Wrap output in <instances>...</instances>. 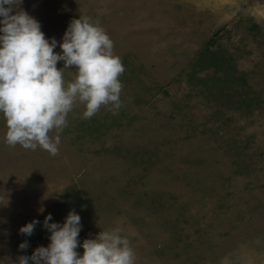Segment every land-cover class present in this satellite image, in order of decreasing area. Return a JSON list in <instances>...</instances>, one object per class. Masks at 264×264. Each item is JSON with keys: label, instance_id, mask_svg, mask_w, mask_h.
Instances as JSON below:
<instances>
[{"label": "rangeland", "instance_id": "374dc122", "mask_svg": "<svg viewBox=\"0 0 264 264\" xmlns=\"http://www.w3.org/2000/svg\"><path fill=\"white\" fill-rule=\"evenodd\" d=\"M20 7L58 42L78 16L101 26L124 67L122 103L88 119L74 105L56 155L8 146L0 120V264L46 246L39 222L69 210L78 254L80 241L119 226L134 264H264V0ZM206 42L215 57L201 54ZM33 218L32 234L20 233Z\"/></svg>", "mask_w": 264, "mask_h": 264}, {"label": "clouds", "instance_id": "9594fccd", "mask_svg": "<svg viewBox=\"0 0 264 264\" xmlns=\"http://www.w3.org/2000/svg\"><path fill=\"white\" fill-rule=\"evenodd\" d=\"M23 0H0V120L3 142L8 146L56 155L59 133L67 115L82 105L83 119L106 106L113 113L121 107L124 67L113 53L104 29L86 15L71 19L58 42L46 38L39 22L24 11ZM59 47L60 51H54ZM57 61L62 62L57 67ZM74 69L70 81L63 70ZM50 133H52L50 135ZM43 206L37 208L42 212ZM38 221L33 218L18 231L30 236ZM48 232L46 246L37 245L29 255H19L15 264H134V252L119 226L99 231L79 242L80 217L69 210L62 222L46 213L39 222ZM28 247L26 240L18 248Z\"/></svg>", "mask_w": 264, "mask_h": 264}, {"label": "trees", "instance_id": "16d2710c", "mask_svg": "<svg viewBox=\"0 0 264 264\" xmlns=\"http://www.w3.org/2000/svg\"><path fill=\"white\" fill-rule=\"evenodd\" d=\"M209 45H210V43L209 42H206V44H204L203 45V47H202V49L200 50V52H201V54H209V55H211L212 57H215L216 55H217V53H215V52H213V51H211L210 49H209ZM217 59V58H216ZM216 61H219V63L221 62V59L220 58H218ZM218 63V62H217Z\"/></svg>", "mask_w": 264, "mask_h": 264}]
</instances>
